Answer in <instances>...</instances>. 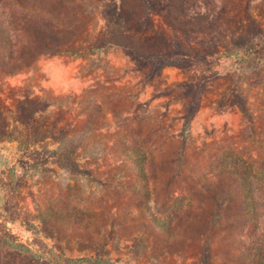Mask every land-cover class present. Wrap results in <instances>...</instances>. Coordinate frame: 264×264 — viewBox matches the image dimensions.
Returning a JSON list of instances; mask_svg holds the SVG:
<instances>
[{"label":"rangeland","instance_id":"rangeland-1","mask_svg":"<svg viewBox=\"0 0 264 264\" xmlns=\"http://www.w3.org/2000/svg\"><path fill=\"white\" fill-rule=\"evenodd\" d=\"M0 264H264V0H0Z\"/></svg>","mask_w":264,"mask_h":264},{"label":"trees","instance_id":"trees-1","mask_svg":"<svg viewBox=\"0 0 264 264\" xmlns=\"http://www.w3.org/2000/svg\"><path fill=\"white\" fill-rule=\"evenodd\" d=\"M8 247H10V246H8ZM10 248L14 249L15 247H10Z\"/></svg>","mask_w":264,"mask_h":264}]
</instances>
